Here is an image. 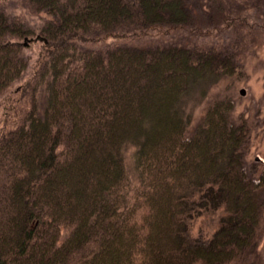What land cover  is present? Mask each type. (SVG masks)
<instances>
[{
  "label": "trees",
  "instance_id": "16d2710c",
  "mask_svg": "<svg viewBox=\"0 0 264 264\" xmlns=\"http://www.w3.org/2000/svg\"><path fill=\"white\" fill-rule=\"evenodd\" d=\"M15 3L45 20L29 24ZM263 6L0 0V96L28 69L25 41L43 42L20 120L0 135V264H264L250 117L235 119L224 93L190 127L214 83L243 76L241 55L264 28L250 15ZM222 28L235 37L218 45L96 42ZM219 208L212 236L194 237L192 219Z\"/></svg>",
  "mask_w": 264,
  "mask_h": 264
},
{
  "label": "rangeland",
  "instance_id": "374dc122",
  "mask_svg": "<svg viewBox=\"0 0 264 264\" xmlns=\"http://www.w3.org/2000/svg\"><path fill=\"white\" fill-rule=\"evenodd\" d=\"M11 10L14 13L24 14L27 22L34 26L40 25L45 20L44 14L32 13L18 3H15V7H11ZM250 16L253 23L264 25V6L261 10L252 12ZM260 34L262 37L255 39V42L248 45L241 55L240 60L244 64L243 76H224L218 82L214 83L209 90V96L203 98L195 106L194 118L190 126L192 130L195 128L214 96L224 93L232 94L236 100L232 116L238 119L239 115L244 112V116L250 117L251 120V131L245 149V158L249 165L251 163L257 165V172H260L264 166V160L257 159L258 155L264 158V28L261 30ZM231 37H235L234 33L230 29L225 30L223 28L219 31L217 29H210L209 31L174 29L169 33H162L154 30L150 31V33L146 32L141 34L139 37L134 36L131 38L128 36H110L99 39L96 42L97 45H106L126 42L132 44H148L150 40L154 43L195 40V42H203L205 45H211L212 43L213 45H218L219 43L230 42L232 40ZM89 43L88 41L87 45H89ZM42 48L43 42L40 39L30 42L25 41L24 53L29 57V66L22 80L17 81L12 88L7 90L8 92H4L3 95L0 96V135L2 132H7V130L13 128L20 120L19 110L26 104L24 98L20 96L22 84L31 78ZM242 89L245 90L244 93L241 92ZM222 213L223 208H219L215 211L208 210L195 216L191 221V234L196 238L200 237L206 239L211 237L219 226ZM143 214L144 212L140 211L139 216ZM139 216L134 217V219H136L134 220L135 222L138 221L137 218ZM260 248L264 254V238L260 244Z\"/></svg>",
  "mask_w": 264,
  "mask_h": 264
},
{
  "label": "water",
  "instance_id": "95a60500",
  "mask_svg": "<svg viewBox=\"0 0 264 264\" xmlns=\"http://www.w3.org/2000/svg\"><path fill=\"white\" fill-rule=\"evenodd\" d=\"M241 92H242V93H244V92H245V90H244V89H242V90H241ZM257 159H259V160H264V158H263L262 156H260V155H258V156H257Z\"/></svg>",
  "mask_w": 264,
  "mask_h": 264
}]
</instances>
